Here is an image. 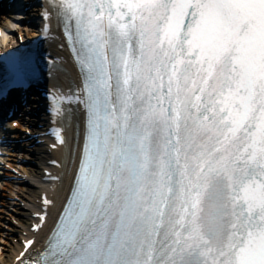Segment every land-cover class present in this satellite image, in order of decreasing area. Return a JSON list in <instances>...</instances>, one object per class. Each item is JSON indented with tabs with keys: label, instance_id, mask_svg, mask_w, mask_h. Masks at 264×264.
Wrapping results in <instances>:
<instances>
[{
	"label": "snow or ice",
	"instance_id": "1",
	"mask_svg": "<svg viewBox=\"0 0 264 264\" xmlns=\"http://www.w3.org/2000/svg\"><path fill=\"white\" fill-rule=\"evenodd\" d=\"M45 4L83 75L68 100L86 137L71 199L20 264H264V0ZM2 59L4 88L34 75L24 46ZM54 112L67 148L76 117Z\"/></svg>",
	"mask_w": 264,
	"mask_h": 264
},
{
	"label": "bare ground",
	"instance_id": "2",
	"mask_svg": "<svg viewBox=\"0 0 264 264\" xmlns=\"http://www.w3.org/2000/svg\"><path fill=\"white\" fill-rule=\"evenodd\" d=\"M12 24L11 20H7L5 22H1L0 21V29L1 31L5 32L7 29H9V25ZM21 196L23 198H29L28 194L25 193V189H21ZM1 226H3L1 224ZM11 229L15 232H17L16 228H12ZM2 235L3 233H0V242H4L6 244V248H4V251L2 252V254L0 255V264H8L11 262L13 254L15 253V250H19V247L16 243H12L11 241H4L2 240Z\"/></svg>",
	"mask_w": 264,
	"mask_h": 264
}]
</instances>
